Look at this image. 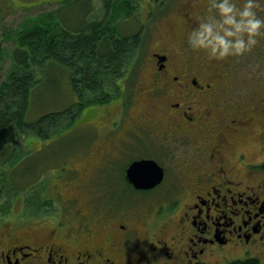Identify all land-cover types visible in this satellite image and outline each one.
I'll list each match as a JSON object with an SVG mask.
<instances>
[{
  "label": "flooded vegetation",
  "instance_id": "1",
  "mask_svg": "<svg viewBox=\"0 0 264 264\" xmlns=\"http://www.w3.org/2000/svg\"><path fill=\"white\" fill-rule=\"evenodd\" d=\"M152 1L147 10L146 0L145 18L138 9L131 17L141 34L132 79L144 104L132 107L129 92L106 104L116 106L111 121L88 120L96 131L85 138V166L74 170L81 185L114 189L106 196L114 210L97 206L90 220L91 207L80 206L88 211L80 212L88 219L83 223L44 212L35 219L52 224L47 238L1 240L0 264H228L229 249L263 246L264 156L252 160L237 143L257 114L264 124V96L233 72L244 56L215 60L189 47L190 32L209 15V0H180L175 9L167 0ZM168 12L179 18L177 44L163 43L147 57V18ZM139 160L160 165L161 182L150 188L131 182L127 169Z\"/></svg>",
  "mask_w": 264,
  "mask_h": 264
},
{
  "label": "rangeland",
  "instance_id": "2",
  "mask_svg": "<svg viewBox=\"0 0 264 264\" xmlns=\"http://www.w3.org/2000/svg\"><path fill=\"white\" fill-rule=\"evenodd\" d=\"M89 1L91 3L90 7L83 8L84 12L81 13L80 10L85 6L87 0H0V84L8 79L9 72L14 67L11 51L19 43L18 35L24 26L32 22L33 17L38 14L49 17L50 12L58 10V14L63 17L65 26L77 28L81 18L91 17L92 19L97 14H102L101 0ZM159 1L155 0L158 6L163 2L158 3ZM168 1L171 3L169 9H175L178 7L180 0ZM133 2L135 4L138 2L136 6L139 12L138 15L145 18L146 0H133ZM152 2V0H147V10L152 8ZM260 3L264 5V0H261ZM57 18L59 19V16ZM138 22L130 19L126 23L127 29L124 32L126 34H128L127 32H135ZM147 27H149L147 29V57L152 50L164 46L163 43L172 42L174 45L177 44L180 29L179 18L176 13H164V15L150 20L147 18ZM258 41L255 48L244 55L243 60H238L237 64H233L235 66L233 72L240 79L247 80V83L243 82L246 88L254 89L258 96H264V37L258 38ZM51 65L52 67H47V72L41 74L40 82L34 88L29 109L26 113L27 121L37 120L50 111L62 110L76 100L77 96L72 92L70 84L71 70L63 66L55 67V63ZM129 76L128 73L120 82H126V89H123L125 97L129 98V92H132L133 96L129 100L136 102L132 107L136 105L138 107L140 104H144V100L142 96L136 97L137 81L135 82L132 79L133 76L128 79ZM247 96L250 97L251 95L247 94ZM255 99L252 98L249 101V108L253 107ZM115 101L117 99L113 102ZM96 108L99 109V106H86L75 124L61 135L44 140L40 136L30 133L31 128H28L30 130L29 134L17 138L18 144L16 145L21 149L19 153L32 149L29 153V155H32L28 158L30 163H27V165L33 166V164H37V161L43 165V168H38L40 170L44 169V171L42 170L40 175L39 173L35 174L37 178L32 186V191H39V189L44 188L43 195L45 194L47 198L54 199L52 204L39 205V212L58 215L63 223H70L71 219L75 223L76 221L80 223L88 221L87 217L80 214V212L87 214L88 211L85 207L80 209V206L91 207L90 220L94 215V208L97 206L107 212L114 210V204L106 201V196L110 195L114 189L100 188L94 183L81 185L79 181L75 182L74 170H82L85 166V138L96 131L88 123V120L101 126L108 118L113 116L116 106L104 105L101 106L99 111L97 110L98 112H96ZM257 115V120L249 125L248 131L239 138L237 143V147L246 152L252 160H259L264 156V124L260 122L262 113ZM109 120L111 121L112 118ZM106 129L103 128V130ZM5 138L6 135L3 134L2 139ZM45 160H47L46 163H43ZM24 169V166H22L14 177L19 176V182L23 185L32 182L31 176L25 174ZM6 182H3L1 187L4 188ZM77 185H80V187L77 188ZM75 189L77 193L74 192ZM14 193L15 191L11 193L7 189L0 190V241L8 242L10 237L18 238L20 236H26L27 239L33 241L46 239L47 236L44 233H49L50 228L53 227L52 224L41 225L36 221V219H40L38 218L39 215L34 214V211L26 207L25 200L29 193L25 189L20 190L19 193L17 192L18 194ZM66 198L72 200H64ZM124 205L121 204V206ZM125 207H128V205H125ZM140 209H143L142 206L137 208V210ZM31 214L32 216H30ZM11 232L16 236H13ZM259 247L250 246L248 250L243 251L238 248H231L226 253L225 261L229 262L237 258L255 256L259 257L261 263L264 264V244Z\"/></svg>",
  "mask_w": 264,
  "mask_h": 264
},
{
  "label": "trees",
  "instance_id": "3",
  "mask_svg": "<svg viewBox=\"0 0 264 264\" xmlns=\"http://www.w3.org/2000/svg\"><path fill=\"white\" fill-rule=\"evenodd\" d=\"M101 4L102 14L88 20L81 18L77 28L65 26L58 10L50 12L49 17L42 14L33 17L18 35L19 43L11 51L14 67L8 79L0 84V190L19 193L25 189L29 193L26 207L36 215L42 214L39 205L52 204L54 199L43 195L44 188L32 191L37 178L35 174L44 171L39 169L43 165L39 161L33 166L27 165L32 149L19 153L17 138L29 134L28 128H31L30 133L44 140L63 134L75 124L86 106L95 105L100 109L125 97L120 81L128 73L134 77L136 72L135 58L141 47V34L125 33L126 23L136 10L135 3L133 0H101ZM90 5L87 0L80 12ZM147 16L154 17L155 13L149 10ZM53 63L55 67L71 70L70 84L76 100L62 110L50 111L37 120L27 121L34 88L40 82L41 74ZM99 109L96 108V112ZM3 134L5 139H2ZM22 166L24 173L31 176V183L23 185L19 176L17 180L14 178ZM228 264L262 263L259 257L250 256L233 259Z\"/></svg>",
  "mask_w": 264,
  "mask_h": 264
},
{
  "label": "clouds",
  "instance_id": "4",
  "mask_svg": "<svg viewBox=\"0 0 264 264\" xmlns=\"http://www.w3.org/2000/svg\"><path fill=\"white\" fill-rule=\"evenodd\" d=\"M264 11L259 0H209V15L202 17L188 36L194 51H204L209 59L224 60L250 53L264 37Z\"/></svg>",
  "mask_w": 264,
  "mask_h": 264
},
{
  "label": "water",
  "instance_id": "5",
  "mask_svg": "<svg viewBox=\"0 0 264 264\" xmlns=\"http://www.w3.org/2000/svg\"><path fill=\"white\" fill-rule=\"evenodd\" d=\"M145 166L152 168H147V175L138 176L141 173L145 174L146 171L141 170ZM163 175V168L154 160H139L133 162L127 169V178L140 188H150L158 184L163 179Z\"/></svg>",
  "mask_w": 264,
  "mask_h": 264
}]
</instances>
